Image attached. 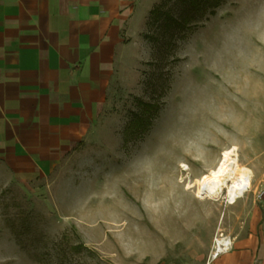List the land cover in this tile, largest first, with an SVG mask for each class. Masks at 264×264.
<instances>
[{"label":"rangeland","instance_id":"374dc122","mask_svg":"<svg viewBox=\"0 0 264 264\" xmlns=\"http://www.w3.org/2000/svg\"><path fill=\"white\" fill-rule=\"evenodd\" d=\"M205 17L169 45L145 27L94 131L50 171L19 181L0 163V264H205L219 233L251 228L264 244V0ZM141 102L157 110L130 128ZM231 149L242 198L186 189Z\"/></svg>","mask_w":264,"mask_h":264},{"label":"crops","instance_id":"0c3cea01","mask_svg":"<svg viewBox=\"0 0 264 264\" xmlns=\"http://www.w3.org/2000/svg\"><path fill=\"white\" fill-rule=\"evenodd\" d=\"M153 2L0 0V163L14 180L42 176L90 137ZM228 237L231 250L205 264H264L256 228Z\"/></svg>","mask_w":264,"mask_h":264},{"label":"trees","instance_id":"16d2710c","mask_svg":"<svg viewBox=\"0 0 264 264\" xmlns=\"http://www.w3.org/2000/svg\"><path fill=\"white\" fill-rule=\"evenodd\" d=\"M181 9L174 13L165 3L151 8L148 13L145 27L150 33L145 38L151 42L172 44L176 38H184L192 31L199 20L213 16L216 9L224 0H175ZM142 114H136L130 128L148 126V120L157 110L154 102H141ZM146 115V116H145ZM145 118V119H144ZM144 119V120H143Z\"/></svg>","mask_w":264,"mask_h":264},{"label":"bare ground","instance_id":"6f19581e","mask_svg":"<svg viewBox=\"0 0 264 264\" xmlns=\"http://www.w3.org/2000/svg\"><path fill=\"white\" fill-rule=\"evenodd\" d=\"M233 151L224 150L217 164L194 183H188L186 189L196 186V196L200 200L218 201L223 197L230 205L242 198L250 186L251 173L239 164Z\"/></svg>","mask_w":264,"mask_h":264},{"label":"built area","instance_id":"2783aa9c","mask_svg":"<svg viewBox=\"0 0 264 264\" xmlns=\"http://www.w3.org/2000/svg\"><path fill=\"white\" fill-rule=\"evenodd\" d=\"M232 248V241L230 237L224 235L223 233H219L218 236L214 238V249L211 254V257H216L219 254L230 251Z\"/></svg>","mask_w":264,"mask_h":264}]
</instances>
